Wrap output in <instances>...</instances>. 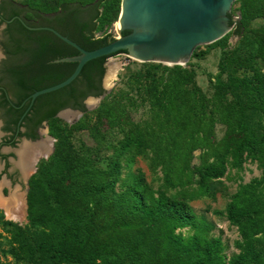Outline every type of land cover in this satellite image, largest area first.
Instances as JSON below:
<instances>
[{"label":"trees","instance_id":"trees-1","mask_svg":"<svg viewBox=\"0 0 264 264\" xmlns=\"http://www.w3.org/2000/svg\"><path fill=\"white\" fill-rule=\"evenodd\" d=\"M13 2L14 10L7 17L23 12L29 19L45 20L84 49L115 37L111 32L96 33L117 19L120 0H54L49 8ZM251 4L241 0V20L229 12L233 34L241 42L222 51L218 68L226 76H216L211 98L197 84L190 63H143L126 75L125 89L106 92L102 87L106 59L125 50L88 60L68 85L36 97L35 102L48 108L49 131L56 140L50 156L38 163L28 181L29 226L14 225L11 230L15 245L9 252L15 258L37 257L44 264H264V202L226 206L227 219L239 230L238 252L228 259L222 240L206 234L210 224L198 218L190 205L192 199L212 195V181L222 177L228 165L240 166L244 153L264 160V71L254 65L256 58L264 65V26L246 35L243 28L248 11L264 18V0ZM9 32L4 47L15 65L9 74L18 101L63 80L74 69L76 62L53 60L76 55L78 50L50 31L21 27ZM221 40L223 36L215 41ZM237 69L245 73L238 75ZM103 93L98 106L88 112L85 98ZM139 105L148 107L150 121H137L131 132L121 136L106 166H99L89 148L73 141L74 132H97L105 119L113 127L126 125L129 108ZM66 107L83 111V117L72 124L60 122L54 113ZM216 114L227 126L221 149L212 161L197 167V178L189 179L190 184L171 192L154 191L139 172L122 177V158L129 166L134 156L151 149L160 157L166 151L195 149L207 138ZM253 184L262 185L264 196V171ZM186 226L193 232L177 231Z\"/></svg>","mask_w":264,"mask_h":264},{"label":"rangeland","instance_id":"rangeland-1","mask_svg":"<svg viewBox=\"0 0 264 264\" xmlns=\"http://www.w3.org/2000/svg\"><path fill=\"white\" fill-rule=\"evenodd\" d=\"M15 1L30 3L31 5L38 4L45 8H49V6L54 3V0ZM250 1L252 6H256L260 0ZM240 7L241 0H235L230 10V12L234 14V19L236 21L241 20L244 15L241 12ZM251 11L247 12L248 15L245 18L244 23L242 22L243 28L247 30V32L244 31V35L249 34L248 30H251L252 28L264 26V18ZM115 23L116 20L105 26L103 30L98 31L96 35H101L104 32H111L116 37L118 35V31ZM233 29L234 26H231L230 30L223 35V40L221 41H213L208 44L199 45L187 62L193 65L196 71L195 78L197 84L209 98H211L214 93L216 76L221 75L222 78H225L226 76L225 74H220L218 68L222 51L225 49H231L241 42V38L238 35L233 34ZM143 63L149 62L138 61L128 56L126 53H118L111 56L109 58V62L105 66V72L102 78L103 88L107 92L112 89H125L126 87L124 86V82L126 80V75L140 68ZM254 65L259 71H264V65L260 59H254ZM236 73L238 75H242L245 73V70L237 69ZM227 97L230 98L228 95ZM102 98L97 100V96L86 97L84 102L87 111H93L98 106ZM64 109L61 110L62 114L57 116L60 120H62L60 121L62 123H76L84 115V113L77 115L73 112H65ZM128 111L130 121L127 120L125 122L126 125L113 127L110 122H106L105 119L104 126L98 128L97 132L91 129H79L74 132L73 141L78 146L89 148L93 152L95 161L100 163L99 166H106L109 159L114 156L121 136L124 133L131 132L137 121L143 122V124L150 121L149 110L146 105H139L136 108L130 107ZM217 115L218 114H216V122L214 126L207 130V134H205V132L203 133L207 135V138L199 144H195V149L191 151H185L184 149L175 150L176 152L173 153L166 151L164 152V157L157 156V153L151 149L147 154L134 156L133 162L129 166L122 158V163L124 164L122 168V177L127 179L130 172H139L145 177L146 181L154 191L161 190L171 192L179 189L182 184H190L189 179L194 181L197 178V167L206 162L212 161L216 153L221 149V141L227 132V126L225 125L224 120H221L217 117ZM44 132L48 134L47 137H49V140L54 143L56 138L50 134L48 122L47 126L44 128ZM102 136H104V138H102ZM47 152L44 153V155L47 154ZM51 153L52 152H49L46 157H41L36 166L38 167V163L43 159H47ZM184 157H187L185 158V160H187L186 162L184 161ZM1 169L0 181L5 179V174H1ZM12 169H14L13 166L9 167L10 171ZM36 171L37 169L35 171H30V176L22 185V190H20L21 187L18 180L15 181L13 185H10L6 179L5 180L8 184L6 183V185H4L1 189V191H4L5 193L3 196L9 197L10 192L15 187H18V191L23 197L21 199L23 206L21 207L18 219L9 217L4 205H0V261L3 263L20 262L23 264H44L37 257L31 259L23 256L24 260H19L9 252L11 246L14 247L13 245H15L11 239V230L13 229V226H29L25 192L28 190V181L30 177L34 175ZM263 171V159L259 160L258 158H252L244 153V159L240 166L233 167L228 165L225 174L212 181V185L214 187L212 195L199 197L190 201V205L192 206L195 215L210 224L206 234L210 237H219L222 240L224 245L223 252L227 259L235 252H238L236 241L239 239V230L237 225L231 224L227 219L225 208L229 203H239L242 205L256 203L261 205L264 202V196L261 194L262 185L257 186L256 184H253V182L255 179L261 178ZM167 178L169 179V182H167ZM256 187L258 188L256 189ZM258 192H260V194H257ZM9 222L12 224H8ZM177 231H181L184 235H187L193 232V228L186 226L177 229Z\"/></svg>","mask_w":264,"mask_h":264},{"label":"water","instance_id":"water-1","mask_svg":"<svg viewBox=\"0 0 264 264\" xmlns=\"http://www.w3.org/2000/svg\"><path fill=\"white\" fill-rule=\"evenodd\" d=\"M234 1L121 0L119 15L116 19L118 35L110 42L91 50L84 49L53 27L28 26L31 29L44 28L51 31L56 37L79 52L76 55L53 60L55 62L73 61L76 62V65L72 72L63 80L33 91L29 95L30 102L41 94L68 85L77 77L88 60L110 55L121 50H125L128 56L141 62H158L170 66L176 64L185 65L196 47L211 43L230 30L233 18L229 12ZM3 26L2 24L0 29ZM110 57L106 59L105 66L109 62ZM104 95L105 93L97 96V100ZM64 110L77 115L83 113L79 109L70 107ZM52 150L53 143L49 152H52ZM36 169L37 166H35L33 171ZM29 176V174L26 176L25 182Z\"/></svg>","mask_w":264,"mask_h":264},{"label":"flooded vegetation","instance_id":"flooded-vegetation-1","mask_svg":"<svg viewBox=\"0 0 264 264\" xmlns=\"http://www.w3.org/2000/svg\"><path fill=\"white\" fill-rule=\"evenodd\" d=\"M14 6L13 0H0V26L4 25L0 29V165L2 166L1 174H5V179L8 180L9 184L13 185L18 180L21 187L20 190H22L26 177H22L21 171L13 164L18 158L16 149L22 142L35 143L48 135L44 132V128L47 126L48 119L46 116L48 108L35 102L36 98L30 102L29 95L20 101L17 100L16 91L14 90L16 84L9 74V70L15 65L12 63L13 58L7 54L4 44L8 42L10 37L9 31H13L16 28L24 27L37 31L47 29H31L28 26H50L46 24L45 20L24 17L23 12L14 13L11 17H7L6 13L12 12ZM41 69L45 70V65ZM43 75L45 76V74ZM62 109L56 111L54 116H59ZM11 166L14 169L10 171L9 167ZM4 194V191H2V195Z\"/></svg>","mask_w":264,"mask_h":264},{"label":"bare ground","instance_id":"bare-ground-1","mask_svg":"<svg viewBox=\"0 0 264 264\" xmlns=\"http://www.w3.org/2000/svg\"><path fill=\"white\" fill-rule=\"evenodd\" d=\"M115 26L118 27L117 23H115ZM51 146L52 143L49 140V137L47 136L38 140L35 143L25 141L20 144V146L16 149L18 158L13 162V164L21 171L22 177L25 178L29 173H31V170H34L38 160L44 156V153H46L49 148L51 149ZM49 151L47 152V154L49 153ZM1 168L2 166L0 165V169ZM6 183L7 181L5 179L0 181V205H4L7 210V215L9 217L13 219H18L21 207L23 206L21 202V199L23 197L22 194L19 193L18 187H15L10 192L9 197H4L1 193V189L4 185H6Z\"/></svg>","mask_w":264,"mask_h":264}]
</instances>
